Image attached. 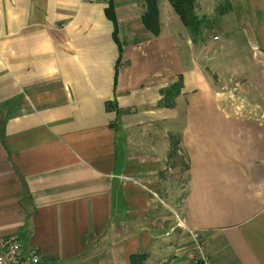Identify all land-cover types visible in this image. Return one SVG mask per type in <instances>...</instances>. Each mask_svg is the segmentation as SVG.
<instances>
[{
  "label": "crops",
  "instance_id": "1",
  "mask_svg": "<svg viewBox=\"0 0 264 264\" xmlns=\"http://www.w3.org/2000/svg\"><path fill=\"white\" fill-rule=\"evenodd\" d=\"M229 4L235 101L167 0L156 36L145 0H0V237L39 264H189L190 229L211 264H264V0Z\"/></svg>",
  "mask_w": 264,
  "mask_h": 264
},
{
  "label": "rangeland",
  "instance_id": "2",
  "mask_svg": "<svg viewBox=\"0 0 264 264\" xmlns=\"http://www.w3.org/2000/svg\"><path fill=\"white\" fill-rule=\"evenodd\" d=\"M201 4L197 5V16L202 23L203 36L202 39L197 38L193 43V58H198L201 67L208 74L214 88L222 91V85H226V92L234 95L231 100H237L238 95V74H237V59L240 52L245 50L238 48L243 44L240 40L235 28L229 26L223 32L221 30L223 20L230 23L231 19L223 14L229 15V1L231 0H197ZM228 7V8H227ZM176 16V14L174 13ZM177 17V16H176ZM177 24L183 27L182 22L177 17ZM228 33V34H227ZM228 36L230 39H226ZM215 37V38H214ZM191 39V35H190ZM231 40V41H230ZM233 41V43H232ZM172 164L182 172L186 169L185 158L182 153H176L172 156Z\"/></svg>",
  "mask_w": 264,
  "mask_h": 264
},
{
  "label": "trees",
  "instance_id": "3",
  "mask_svg": "<svg viewBox=\"0 0 264 264\" xmlns=\"http://www.w3.org/2000/svg\"><path fill=\"white\" fill-rule=\"evenodd\" d=\"M167 2L170 4L174 13L178 16L188 33L191 35V40L195 43L199 40L197 38L201 37L202 39V23L196 14L195 0H167ZM141 21L144 28L152 35L156 36L159 34L158 0H145V12L141 16ZM181 79L182 77L179 76L176 83L162 91V103L164 106L173 105V95L178 93L181 87ZM177 150V143L173 142L170 156L176 154Z\"/></svg>",
  "mask_w": 264,
  "mask_h": 264
},
{
  "label": "built area",
  "instance_id": "4",
  "mask_svg": "<svg viewBox=\"0 0 264 264\" xmlns=\"http://www.w3.org/2000/svg\"><path fill=\"white\" fill-rule=\"evenodd\" d=\"M215 38V37H214ZM190 237L187 253L189 264H211L196 231L186 229ZM40 255L35 248L23 249L16 237H0V264H39Z\"/></svg>",
  "mask_w": 264,
  "mask_h": 264
}]
</instances>
